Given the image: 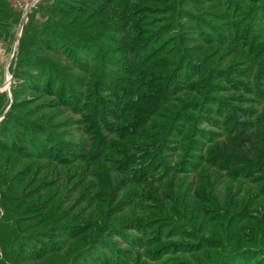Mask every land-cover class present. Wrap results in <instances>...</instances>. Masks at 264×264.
Returning a JSON list of instances; mask_svg holds the SVG:
<instances>
[{
    "label": "rangeland",
    "instance_id": "374dc122",
    "mask_svg": "<svg viewBox=\"0 0 264 264\" xmlns=\"http://www.w3.org/2000/svg\"><path fill=\"white\" fill-rule=\"evenodd\" d=\"M0 264H264V0H0Z\"/></svg>",
    "mask_w": 264,
    "mask_h": 264
},
{
    "label": "trees",
    "instance_id": "16d2710c",
    "mask_svg": "<svg viewBox=\"0 0 264 264\" xmlns=\"http://www.w3.org/2000/svg\"><path fill=\"white\" fill-rule=\"evenodd\" d=\"M30 72L31 73H34L33 72V70H30ZM18 79H21L20 77H18ZM237 133H239L238 132V130L236 131ZM249 132V130H243V131H241V134L239 135V137L238 138H234V141L232 142L233 144H239L238 146H239V149L240 150H243L244 151V143H246V141H247V143H250L252 140H251V138L250 139H248V140H244V136L247 134ZM254 143L255 144H257V141H254ZM233 144L232 145H227V147H228V151H232V152H234L233 151ZM249 150H250V148H249ZM238 153V152H237ZM233 161H231V162H227V164H230V163H232ZM136 245V244H135Z\"/></svg>",
    "mask_w": 264,
    "mask_h": 264
},
{
    "label": "water",
    "instance_id": "95a60500",
    "mask_svg": "<svg viewBox=\"0 0 264 264\" xmlns=\"http://www.w3.org/2000/svg\"><path fill=\"white\" fill-rule=\"evenodd\" d=\"M28 13V12H27ZM26 16H27V14H26ZM25 19L26 18H24V20H23V22H22V24H21V28H23V25H24V21H25Z\"/></svg>",
    "mask_w": 264,
    "mask_h": 264
},
{
    "label": "bare ground",
    "instance_id": "6f19581e",
    "mask_svg": "<svg viewBox=\"0 0 264 264\" xmlns=\"http://www.w3.org/2000/svg\"><path fill=\"white\" fill-rule=\"evenodd\" d=\"M10 79V78H9ZM8 83H9V80H8ZM10 84H8V86H9Z\"/></svg>",
    "mask_w": 264,
    "mask_h": 264
}]
</instances>
